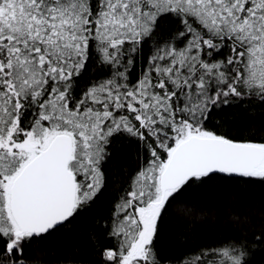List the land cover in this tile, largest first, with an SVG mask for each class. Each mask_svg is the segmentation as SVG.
<instances>
[{
  "label": "snow or ice",
  "instance_id": "6c2138e0",
  "mask_svg": "<svg viewBox=\"0 0 264 264\" xmlns=\"http://www.w3.org/2000/svg\"><path fill=\"white\" fill-rule=\"evenodd\" d=\"M249 185L264 0H0V264H264Z\"/></svg>",
  "mask_w": 264,
  "mask_h": 264
},
{
  "label": "trees",
  "instance_id": "16d2710c",
  "mask_svg": "<svg viewBox=\"0 0 264 264\" xmlns=\"http://www.w3.org/2000/svg\"><path fill=\"white\" fill-rule=\"evenodd\" d=\"M229 115L233 116V119L235 120H239L241 118L242 115H244L243 110H236V112L233 113H229ZM134 147L132 148H128L126 150V157L127 158H132L134 157ZM251 190L252 193V201L256 202L259 201L262 197H264V188H261L259 185H249L248 186ZM210 228V224H203V223H198L196 225L193 226V230L194 232H196L197 234H199L202 231H206ZM185 229V226L180 223L175 217H169L164 224V231L166 235L169 236H175L177 234H179L181 231H183ZM69 243H71L72 241H68Z\"/></svg>",
  "mask_w": 264,
  "mask_h": 264
}]
</instances>
